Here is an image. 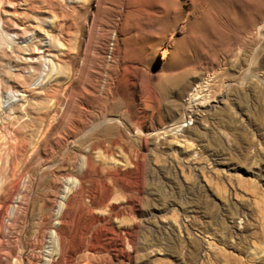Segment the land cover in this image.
<instances>
[{
	"label": "rangeland",
	"instance_id": "1",
	"mask_svg": "<svg viewBox=\"0 0 264 264\" xmlns=\"http://www.w3.org/2000/svg\"><path fill=\"white\" fill-rule=\"evenodd\" d=\"M87 171L112 194L66 223L99 243L81 263L264 245V0H0V264L50 255L38 233ZM93 215L131 231L95 239Z\"/></svg>",
	"mask_w": 264,
	"mask_h": 264
},
{
	"label": "bare ground",
	"instance_id": "2",
	"mask_svg": "<svg viewBox=\"0 0 264 264\" xmlns=\"http://www.w3.org/2000/svg\"><path fill=\"white\" fill-rule=\"evenodd\" d=\"M79 125V126H78ZM77 126L82 128V125L81 124H78ZM113 128H116V127H107L106 130L108 131H112ZM119 130V129H117ZM110 131V132H111ZM115 131V130H114ZM114 133V132H113ZM122 134V132H121ZM110 135V134H109ZM120 136V134H118ZM116 135L111 141H110V146L111 145H117V144H120V146L122 145V142L119 138V136ZM112 136V135H111ZM122 136V135H121ZM109 139V138H108ZM100 139H96L94 141H92L91 145H92V148H96L98 145H100ZM106 141V140H105ZM104 141V142H105ZM124 143V142H123ZM105 144V143H104ZM107 144V143H106ZM107 151V150H106ZM139 158V157H138ZM88 159V164L90 165V160H89V157L87 158ZM138 161V159H137ZM94 163V162H93ZM133 164V163H132ZM135 164L137 165L138 162H135ZM132 165V166H135ZM140 164V163H139ZM138 164V165H139ZM88 165V166H89ZM94 167V166H93ZM91 168V167H90ZM116 168V167H115ZM119 169V168H118ZM108 171V170H107ZM110 172V171H109ZM93 173V172H92ZM91 174V173H90ZM89 172L87 171L86 173H84L82 176H79V178L77 179L76 181V185L74 186L75 188H71V192L69 194H66L65 195V198L63 199V203H62V206L60 207L59 209V212L57 214H55V218L56 220L53 221H50L49 219L46 220V227L41 230L39 233H38V238L36 241H38L39 239V242H41V240H46L48 238H52L53 239V249L50 250V255L48 257H45L43 255H31L29 257H26L27 258V264H87V262H82L79 261V256L81 255V253L83 254V252H86V250H92L96 248V245L97 243H95V241H93L94 243L92 244H88L86 243L87 241H85V239H83L82 237L79 238V240H76L75 238H78V236H75V232L73 230H70L69 228L66 227V223L67 221L70 219V218H74L76 217V211H75V214L73 213L74 211V206L75 204L80 201L82 202L83 204H80L82 205V207H87V204L89 203L91 206H98V205H103V203L108 200L110 198V195L112 194V187L109 183H106L105 180H104V191L102 193V196L99 198V200H95L94 198V195H93V192H92V187L91 185L89 186V181H90V175ZM106 176V175H105ZM111 176V175H110ZM103 177V176H102ZM116 177V176H115ZM114 178V177H112ZM113 180V179H112ZM109 182V181H108ZM112 182V181H111ZM91 183V182H90ZM92 184V183H91ZM95 184V183H94ZM92 184V186L94 185ZM96 185V184H95ZM114 185V184H112ZM123 186V185H122ZM95 188V187H94ZM79 192L80 194L86 196L87 198V201L85 202V197H80L79 199H76L77 196L75 197L74 195V192ZM131 191V190H130ZM134 191V190H133ZM101 192V191H100ZM132 192V191H131ZM131 197V196H130ZM134 198V197H133ZM132 198V199H133ZM130 200V199H128ZM129 202V201H128ZM135 203V201H133ZM87 203V204H86ZM111 203V202H110ZM109 203V204H110ZM114 203V202H113ZM77 206V204H76ZM79 206V205H78ZM108 206V205H107ZM129 206V204H128ZM80 206V208H82ZM110 210L111 208L115 209L117 206L115 204H110ZM119 207V206H118ZM74 208V209H73ZM85 209V208H84ZM83 210V208H82ZM87 210V208H86ZM112 211V210H111ZM119 211V210H118ZM80 212V211H78ZM83 212V211H82ZM115 212V211H113ZM117 214V213H116ZM47 218V217H46ZM45 218V219H46ZM77 218V217H76ZM52 220V219H51ZM71 220V219H70ZM77 220V219H76ZM72 221V220H71ZM74 221V219H73ZM69 222V221H68ZM90 222V221H89ZM44 223V224H45ZM91 223L92 224H98V223H101L102 226H101V229H94V233H92L91 237H93L94 235V238H98V236L100 235H103V234H100L101 231L99 230H103V232H105L106 234L104 235H109V234H117V236L119 235V237L123 234V233H129L128 231H131V230H128L127 228H121L119 230H117L115 227L112 226V223H111V219L110 217H104V216H99V215H93V217L91 218ZM88 226H90V224ZM68 224V223H67ZM96 224V225H97ZM87 226V228H88ZM86 228V229H87ZM91 228V227H90ZM51 230L53 232V235L50 234V232L48 230ZM72 229V228H71ZM74 229V228H73ZM85 229V228H84ZM105 229V231H104ZM91 230V229H90ZM82 231V230H81ZM80 231V232H81ZM87 230H85L86 232ZM49 232V233H48ZM92 232V231H91ZM123 232V233H122ZM89 234H91L90 232H88ZM83 234V232L80 233V235ZM124 235V234H123ZM127 236H129L128 234H126ZM82 236V235H81ZM48 237V238H47ZM124 237V236H123ZM230 237V232L229 231H224L223 232V235L221 237V242L225 245V246H230V247H233V248H236L238 246V244H240L239 241L235 240V241H232L231 242L229 241V238ZM122 238V236H121ZM131 238V237H130ZM91 239V238H90ZM93 239V238H92ZM94 240V239H93ZM98 240V239H97ZM242 241V239H241ZM264 241V240H263ZM44 242V241H42ZM257 242V241H256ZM52 245V246H53ZM242 245V244H240ZM239 245V246H240ZM37 245H35L36 247ZM99 247V243H98V246L97 248ZM244 247V246H243ZM96 248V249H97ZM246 248V247H245ZM245 248H238L240 253L243 255L241 256H238L236 257L235 259H237V264H261L262 262H264V245L260 244L259 243V246H256L253 248L252 251H249ZM229 254V253H228ZM48 255V253H47ZM88 254H86V257H84L86 260H88ZM85 256V255H84ZM90 260V259H89ZM236 261V260H234ZM26 262V261H25ZM89 262V261H88ZM258 262V263H256ZM93 264V263H92Z\"/></svg>",
	"mask_w": 264,
	"mask_h": 264
}]
</instances>
